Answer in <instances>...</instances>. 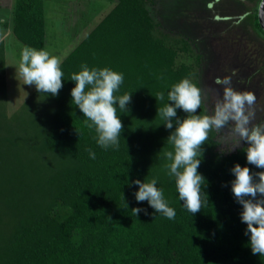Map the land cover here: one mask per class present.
Here are the masks:
<instances>
[{
	"label": "trees",
	"instance_id": "trees-1",
	"mask_svg": "<svg viewBox=\"0 0 264 264\" xmlns=\"http://www.w3.org/2000/svg\"><path fill=\"white\" fill-rule=\"evenodd\" d=\"M116 1L61 63L59 94L36 91L11 118L0 43V264H264L251 251L243 208L231 191L236 164L264 171L247 163L248 146L221 154L210 133L198 168L208 202L194 216L168 174L164 153L173 150L167 138L175 124L167 129L159 109L172 103L167 94L182 79L200 87L203 56L189 40L161 30L149 9L154 0ZM44 4L16 0L0 29L12 27L23 46L45 50ZM258 9L254 24L264 36ZM82 65L124 75L116 95L131 93V101L117 111L124 126L118 150L97 144L95 129L72 103L70 78ZM161 92L163 101L156 99ZM208 113L203 104L196 114ZM186 116L177 109L179 119ZM153 178L176 212L172 220L135 199L134 181ZM133 208L148 214L135 216Z\"/></svg>",
	"mask_w": 264,
	"mask_h": 264
},
{
	"label": "clouds",
	"instance_id": "clouds-1",
	"mask_svg": "<svg viewBox=\"0 0 264 264\" xmlns=\"http://www.w3.org/2000/svg\"><path fill=\"white\" fill-rule=\"evenodd\" d=\"M18 72L24 84L35 85L39 93L55 97L63 87L61 60L46 50L24 47ZM70 80L75 82L71 90L72 103L86 118L87 127L95 129L97 144L105 150H118L124 126L117 111H127L131 101V93L116 95L124 82L123 73L110 68L89 69L82 65ZM216 83L223 85V96L216 99L211 113L196 114L204 104L205 93L189 78L171 87L167 100L172 103L159 109L167 129H173L175 124V130L167 138L173 150L164 153L170 161L168 174L175 178L179 199L193 216L208 202L206 193L202 192L205 178L198 168L203 154L202 145L209 140L211 132L215 131L219 137L217 143L225 146L221 148V154L231 153L244 141L248 144L244 149L247 163L264 169V121L252 123L256 117L255 94L235 90L231 76L218 78ZM156 99L163 101L164 93H158ZM177 109L183 110L186 118L179 119ZM224 129L228 132L224 133ZM87 151L90 158L95 159V152ZM230 171L235 176L231 191L236 202L242 205L240 218L247 225L245 235L250 236L251 251L254 255L264 256V171L253 173L249 167L239 164ZM134 183L139 186L134 194L138 202L147 201L156 213L169 220L175 218L176 212L169 207L163 190L156 186V178L150 182L136 180ZM132 211L135 216L140 212L148 214L142 208H133Z\"/></svg>",
	"mask_w": 264,
	"mask_h": 264
},
{
	"label": "rangeland",
	"instance_id": "rangeland-1",
	"mask_svg": "<svg viewBox=\"0 0 264 264\" xmlns=\"http://www.w3.org/2000/svg\"><path fill=\"white\" fill-rule=\"evenodd\" d=\"M1 1L0 20L11 21L16 0ZM60 1L65 3L57 6V0H44L47 17L45 50L62 63L85 35L111 12L117 1L84 0L87 3H84L86 8L81 15L79 8H71L70 4L73 2L75 5L82 0ZM261 1L154 0L149 6L164 33L189 40L203 56L199 81L209 113L216 99L223 96V85H218L216 80L231 76L235 90L251 91L257 98L256 117L252 123L264 121V36L254 24L255 10ZM79 18L82 25L74 21ZM12 33L11 30L0 29V43L5 46L6 95L3 102L9 118L37 91L35 85L24 84L19 75L21 52L25 46ZM239 71L241 75H238ZM223 132L227 133L228 129ZM218 138L216 133V142ZM244 146L248 144L242 141L239 148ZM222 147L225 146L218 144L219 152Z\"/></svg>",
	"mask_w": 264,
	"mask_h": 264
},
{
	"label": "crops",
	"instance_id": "crops-1",
	"mask_svg": "<svg viewBox=\"0 0 264 264\" xmlns=\"http://www.w3.org/2000/svg\"><path fill=\"white\" fill-rule=\"evenodd\" d=\"M44 1V0H43ZM45 3V2H44ZM62 3H65L64 1H60V0H57V3H56V5L57 6H59V5H62ZM84 3L86 4L87 3V1H84V0H82V2H77L75 5H74V3L73 2H71V4H70V7L71 8H73V7H76L77 6V8H79L78 9V12L80 13V15H81V11H83V9L84 8H86V5H84ZM45 5V16H46V4H44ZM80 8H82V10L80 9ZM56 11H57V8H56ZM0 21H4V20H0ZM6 22H10V21H7V20H5ZM76 23H78V24H81V22H80V18L79 19H76V20H74ZM82 25V24H81ZM8 30H11L12 31V27H10L9 29H6V30H4V31H8ZM46 30H47V17H46ZM53 30H54V28H53ZM13 34V33H12ZM86 36V35H85ZM46 37H47V31H46ZM82 41V40H81ZM80 41V42H81ZM46 44H47V40H46Z\"/></svg>",
	"mask_w": 264,
	"mask_h": 264
},
{
	"label": "water",
	"instance_id": "water-1",
	"mask_svg": "<svg viewBox=\"0 0 264 264\" xmlns=\"http://www.w3.org/2000/svg\"><path fill=\"white\" fill-rule=\"evenodd\" d=\"M258 21L262 31L264 32V0L261 1L258 9Z\"/></svg>",
	"mask_w": 264,
	"mask_h": 264
},
{
	"label": "flooded vegetation",
	"instance_id": "flooded-vegetation-1",
	"mask_svg": "<svg viewBox=\"0 0 264 264\" xmlns=\"http://www.w3.org/2000/svg\"><path fill=\"white\" fill-rule=\"evenodd\" d=\"M240 73H241V72L239 71V72H238V75H241V74H242V73H241V74H240ZM239 77H240V76H239ZM237 85H239V83H238Z\"/></svg>",
	"mask_w": 264,
	"mask_h": 264
}]
</instances>
